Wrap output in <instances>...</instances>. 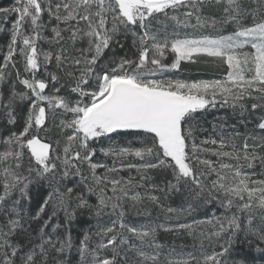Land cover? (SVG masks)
Segmentation results:
<instances>
[{"label": "snow or ice", "instance_id": "snow-or-ice-1", "mask_svg": "<svg viewBox=\"0 0 264 264\" xmlns=\"http://www.w3.org/2000/svg\"><path fill=\"white\" fill-rule=\"evenodd\" d=\"M251 3L254 8L245 0H15L11 8H0V14L16 17L0 63V84H10L6 97L0 93V118L13 127L22 121L19 129L0 133V264H70L53 253L63 256L72 248L71 234L53 238L46 233L47 220L34 234L20 207L31 199L30 185L40 181L51 191L32 220L49 204L52 216L62 210L70 219L77 209L88 208L96 216L110 209L115 217L95 234L99 240L94 246L91 235L84 234L77 249L79 264H227L228 248L221 240L230 244L243 231L264 242V135L250 133L242 143L237 142L238 133L221 132L218 139L200 143L195 136L197 114L217 103L239 107L241 114L247 111L246 101H251L252 110L264 109V0ZM211 9L219 11L218 19ZM225 25L234 30L219 34ZM49 26L50 36L44 34ZM183 29L198 35H181ZM203 29L216 34L204 35ZM129 34L131 54L98 68L105 50L113 42L123 48L119 37ZM41 40L55 47L42 50ZM83 41L87 47L77 48ZM169 53L170 64L165 62ZM202 58L226 65V76L156 78L179 69L182 62ZM53 62L56 71H49ZM17 83L23 90L17 91ZM49 123L55 136L49 135ZM255 128L264 133V115ZM129 131L139 138L140 147L102 148L105 157H113L112 166L93 162L97 142ZM129 156L139 162H126ZM256 162L261 171H248ZM85 164L91 173L86 187L98 196L95 206L83 195L74 197L73 188L65 190L61 179L83 175ZM100 168L105 169L103 175L97 174ZM124 169H134L139 179L109 175ZM157 169H170L176 184L153 183L149 173ZM181 182L205 203L218 202L225 215L171 226L124 222L125 204L148 202L163 208L149 189L166 193ZM165 211L170 219L167 214L178 218L183 210ZM200 224L215 230L200 233L198 256L165 251L157 242L159 229L192 235L194 225ZM205 240L219 244L220 250L204 251Z\"/></svg>", "mask_w": 264, "mask_h": 264}, {"label": "trees", "instance_id": "trees-1", "mask_svg": "<svg viewBox=\"0 0 264 264\" xmlns=\"http://www.w3.org/2000/svg\"><path fill=\"white\" fill-rule=\"evenodd\" d=\"M2 3L0 4V7H5L9 5L11 0H1ZM218 16V15H217ZM44 22H48V17L45 14L43 17ZM53 24L55 22H52ZM233 26L227 25L226 26V31L227 33L233 31ZM45 35L50 36L51 31H50V26L47 28L45 31ZM2 41H6L5 35L0 38ZM120 43L123 44V48L120 47V44H117L116 42H113L112 45L105 50V53L101 56V58L98 61L97 67H106L107 64L114 58V57H122L126 53L129 55L131 54V51L133 50L132 44H133V38L128 37L125 38L123 35L119 37ZM48 48L50 47H55L54 45H49L47 43ZM77 48L81 47H87V42L83 41L80 42L76 45ZM165 62L166 63H171L172 62V54L169 53L165 57ZM20 71L23 73V67L20 65ZM49 71H56L55 68V63L51 64L49 66ZM180 77L183 80L187 81H193L196 80L200 77H205L208 78L210 75L206 74H185L184 72L180 70L176 71H169L165 72L163 74L157 75V79H164V78H172L176 79ZM11 79V77L9 78ZM8 81L4 82L2 84L0 93L7 94L9 90V85ZM63 94H67V89L63 91ZM228 107L225 105H222L221 103L216 104L217 107ZM248 106V103L246 105ZM211 107H208L210 109ZM239 108V107H237ZM241 111V110H239ZM219 117L216 118H208L206 115V110L205 111H200L197 114V121L199 122L198 127L196 128L195 131V136L197 138V143H200V141L209 139V138H219L221 132L225 135H234L237 134L238 132L236 129H241L239 134V137H241V134L246 132H251L255 128V123L258 120L257 115H248L244 118L242 121H233L229 119V116H221L218 115ZM235 120V119H234ZM254 121V123H253ZM22 124V121L18 122L17 125L15 126L16 129H19ZM5 122L3 121L0 124V132L5 131ZM8 127V126H7ZM9 128V127H8ZM12 129V128H9ZM216 130V133L212 132V130ZM230 129V130H228ZM111 138H105L102 139L97 145L98 147L96 148V153L99 154L101 152V149L104 147V145H109V146H130L133 148L140 147V141L137 136H135L132 132H127V133H120V134H110ZM241 139L237 140L238 143H240ZM100 149V150H99ZM202 157L204 158H210L212 160H216L215 156H211L210 154H201ZM195 163V162H194ZM98 169H97V174H98ZM149 175L153 177V183L157 184L159 187H164L167 182L171 183H176L173 182L175 178L172 176L171 170L163 171L161 170H152ZM137 179H139L138 175L135 174ZM71 183H68V186L77 188L78 192L76 191V194L73 195L74 197L76 195H83L85 199L88 200V203L93 205V201L90 196L84 191V188L82 185L77 184L76 182H73L74 180H71ZM63 185L65 183L63 182ZM48 189H50L47 185L44 184V181H40L38 183L34 182L33 184L30 185L29 187V195L31 199H24L21 203V209L24 214H26V219L29 220V226L31 231L35 234L38 233V229L44 224V221H48V226L46 228V233H48L49 227L52 225H56L57 220L60 218L61 213L59 210L56 211V215L52 216L51 213V219L49 220V212L48 209L50 206L45 207V211L40 214L39 218L32 220L31 217L35 216L36 212L39 210V207L41 204H43L44 199L46 198ZM140 191L143 192V189H139ZM149 191H152L153 194L157 195L160 197V202L161 205L163 206V210L161 207H157L154 204H149L148 202H145L144 205H137L135 207H132L130 203L125 204L124 208H130V210H135L138 209L142 214L145 212H149L150 216L149 219L151 221H158L160 215H166L165 209L168 207L177 209L178 211L183 210L179 217L177 218L176 214H174V217L179 220L182 223H188L193 218L197 216H202L205 215L207 212V208L209 210H222L220 204L218 202L216 203H205L204 197H197L194 192L190 191L187 187L184 186L183 182L180 184L176 185V189H173L172 191L169 192H160L158 189L157 190H152L149 189ZM18 196V194H16ZM52 205V204H51ZM211 208V209H210ZM53 211V210H52ZM94 212H91L88 208H82V209H77L74 217L72 218H65V223L63 226L66 228H69L68 230L70 231L71 234V239L72 243L74 242V249L72 250V253H78L77 250V244L81 238L82 235H84L86 232L93 236L100 231L99 226L101 225L99 220H95V215H93ZM171 214V215H173ZM170 215V214H167ZM85 222L82 224V222ZM89 221L90 224H86V222ZM61 222V221H60ZM259 223V220L257 219V224ZM59 224V223H57ZM62 225V224H61ZM61 225L58 230V234L60 233ZM187 232H169L168 234H163L164 236H161L162 238V244H164L166 247H169L170 250L175 249L176 253L178 254H183L187 255L188 253H194L195 255H199L201 248H200V243L198 240L195 239V236L191 239V241L195 240L196 245H192L187 243V241L184 239L185 235ZM164 239V240H163ZM190 241V240H189ZM77 243V244H76ZM227 241L226 239L224 240V243L226 244ZM93 246L95 245V242H92ZM192 245V246H191ZM218 245V244H217ZM229 246L228 253L225 257L227 264H238L239 261L244 262L245 264H264V242L258 240L256 236L254 235H246L245 232L240 231L236 234L235 238L232 240V242L229 244H226ZM205 249V248H204ZM203 249V250H204ZM76 255H72L70 258V264H79L77 262ZM53 256H57V258H61L59 254L53 253Z\"/></svg>", "mask_w": 264, "mask_h": 264}, {"label": "rangeland", "instance_id": "rangeland-1", "mask_svg": "<svg viewBox=\"0 0 264 264\" xmlns=\"http://www.w3.org/2000/svg\"><path fill=\"white\" fill-rule=\"evenodd\" d=\"M10 2L11 3L9 5H7L5 7H0V8H11L14 5L15 0H11ZM1 3H2V1L0 0V4ZM245 3L247 5H250L253 8L255 7V4H252L251 0H245ZM210 12H211V14L215 15V17L217 19L219 18L220 13H219L218 10L211 9ZM15 18L16 17H15L14 14H8L6 16L3 15V14H0V38H2L4 35L6 37V41L5 40L2 41L0 39V63H3L2 55L4 53H6V51H7V44L9 42V29L11 28V24L15 20ZM248 21L249 22L251 21V17L248 18ZM52 22H55V21H52ZM45 23H47V22L45 21ZM226 26L227 25H225L223 28L219 29V34L227 35V34L230 33V32L227 33ZM200 31L204 35H210V34L215 35L216 34V33L213 32L212 29H203V30H200ZM186 33L187 34H192V35H198V33H193L192 29H183V30H181V35H184ZM128 37L130 38L132 36L129 34ZM38 47L41 48L42 50H49L50 49L47 46V42L43 41V40L38 42ZM17 59H19V57H17ZM21 67H22V65H21ZM226 67H227L226 65H224L223 67H220L216 63H212L209 58H202V59H200V62H198V63L182 62L181 67L179 69H176V70H180V71L184 72L185 74H206V75H210V77H208V78L200 77V78H198L196 80H212V79H222V78H224L226 76ZM176 70H173V71H176ZM13 77H14V70H13ZM178 78L181 79L180 77H178ZM164 79H166V78H164ZM8 85H9L8 87L10 89V84L8 83ZM1 86H2V84H0V89H1ZM21 90H23L22 86L17 83V91H21ZM8 92H9V90H8ZM8 92H7V94H8ZM6 95H5V97H6ZM247 103H248V106H250V107L246 106L247 111H245L243 114H241V111H239L240 110L239 108H235L234 109L229 104V105H225V106H228V107L222 106V107H217V108L216 107H211L210 109L207 108V109H205L206 110V115H207L208 118H210V117L216 118V117H219L218 115H221V116L227 115V116H229V119L233 120V121H242L247 116V114L248 115H254V116L257 115V117H258V120L256 121V123H257L259 121V119L261 118V116L264 115V109L252 110L251 109V101H246L245 104L247 105ZM21 107H23V106H21ZM205 110H202V111H205ZM3 121L6 124L5 125L6 129H5V131L0 132V133H3L4 135H7L9 133V131L17 130L12 125H8L6 119L0 118V124ZM253 123H254V121H253ZM7 126L9 128H12V129H9ZM48 130H49V135L50 136H55L56 135V130L51 125V123H49V129ZM228 130H230V129H228ZM240 130L241 129H238V130L236 129V131L238 133L240 132ZM212 132L216 133V130L213 129ZM250 133H254L256 135H264V133H261L256 128H254L249 133L244 131V133L241 134V137H238L239 140L241 139L240 143H242L244 137L249 135ZM102 139H105V138H102ZM99 142H97V144ZM249 142L251 143V141H249ZM97 144L95 145L96 148L98 147ZM108 147H110V146L109 145H104L103 148H108ZM124 160L126 162H139L138 158L131 157V156L124 158ZM93 162L104 163V164L108 165L109 167H111L112 164H113V157H105L103 152L101 151L96 156L94 155ZM117 167H119V165H117ZM157 170H161V172H163V171H167V170H170V169H167V170H165V169H157ZM247 170L248 171H255V172L259 173L261 171V166H260L259 162H256L253 169H247ZM98 171H99L98 175H103L105 173V169H103V168L98 169ZM82 172H83V175H70L67 178H61L62 179V183L63 182L65 183V185H63L64 189L66 190L67 188H73V187L68 186V183H71L72 182L71 180H74L73 182H76L77 184H80V185L83 186L84 191L88 194V196L91 197V199L93 201V204L95 206L96 204H98V196L94 192H89L88 188L86 187V184H90L91 183V173H90V171L88 169L87 164L83 165ZM135 174H136V172H135L134 169L133 170L124 169L122 171H119L118 173H112V174H109V175L114 177V178H116V179H120V178L127 179L130 175L131 176H135ZM84 177H87V180H85ZM173 182H176V180H173ZM44 184L48 186V184L46 182H44ZM174 184H176V183H174ZM109 187H110V185H109ZM73 189H74L73 195H75L76 191L78 192V190H77V188H73ZM50 191H51V188L48 189L47 195H48V193ZM108 194L110 195L111 193L108 192ZM47 195H46V197H47ZM212 203H216V202L213 201ZM47 206H50V208L48 209L49 216H50L51 213L53 212L52 211L53 210V206L51 204H49ZM162 210H163V208H162ZM59 211L61 213V216L57 220V223H59V225L62 224L61 225V229H60V233L59 234L57 233L58 232L57 229H56L55 232H53V227L55 225H52L51 227H49V229H48L49 231H48L47 234L52 235L53 238L59 237V238L63 239L66 235H68L70 233V231L68 230L69 228H66L65 226H63L64 223H65V218H66L65 213L62 210H59ZM124 211H125L124 222L127 225H132V226L139 227V226L148 225V224H153V225L165 224L166 226H171V225H175L176 223H182V222H180L179 220H177L174 217V214L173 215H171V214L169 215V216H171L170 219L166 218V215H162L161 214L159 219H158V221L157 220L156 221H151V219H149L150 216L142 214L138 209L130 210V208H124ZM110 213H111V210L107 209L100 216H96L95 215V220H99V222L101 224L99 226L100 231L102 229H104L105 227L110 226L111 225V220L115 218V217L111 216ZM227 214L231 215V212H229ZM223 215H225V209H222L221 211L218 210V209L211 211V210H209L207 208V212H206L205 215L197 216V217L193 218V220L188 222V224H192L193 221H208V220H212L215 217H222ZM57 223H56V225H57ZM83 223H85V222L83 221L82 224ZM86 224L88 225V224H90V222L87 221ZM213 230H215V229H213V226L210 225V224H200V225H194V230H193V234L192 235H189L187 230H182V231L183 232H187L186 234H184L185 235L184 239L187 241V243L190 242L189 244L192 243V245L197 246L195 240L191 241L193 236H195V239L198 240L199 243H201L200 233L204 232L205 234H208V233H210ZM168 233L169 232H166L163 229H159L158 232H157V242L162 244V242H161L162 241V239H161L162 237L161 236H164L163 234H168ZM83 237H84V235L81 236L78 244L76 243L77 247H79L80 241L83 239ZM98 240H99V237L96 236V235H94L93 238L91 237V243L92 242H96ZM220 243H224V240H221ZM226 244H224V245L229 250L230 247L227 246ZM72 245H73L72 248L69 251L65 252L63 254V256H61L62 259H66L67 261H70V258L72 257V255L73 254H74V256L76 255V253H72V250L74 249V242L72 243ZM162 245H164V244H162ZM204 248H205L204 251H207V252H211L213 250V248H215L217 250H220L219 249V244L217 245V244L213 243V244L210 245L207 240L204 241ZM169 250H170L169 247L165 248V251H169ZM76 258H77V262L79 263V259H80L79 258V253H77ZM238 264H245V263L242 262V261H239Z\"/></svg>", "mask_w": 264, "mask_h": 264}, {"label": "crops", "instance_id": "crops-1", "mask_svg": "<svg viewBox=\"0 0 264 264\" xmlns=\"http://www.w3.org/2000/svg\"><path fill=\"white\" fill-rule=\"evenodd\" d=\"M200 70V69H199Z\"/></svg>", "mask_w": 264, "mask_h": 264}]
</instances>
